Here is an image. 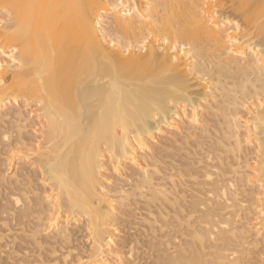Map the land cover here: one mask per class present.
Returning <instances> with one entry per match:
<instances>
[{"label":"bare ground","instance_id":"obj_1","mask_svg":"<svg viewBox=\"0 0 264 264\" xmlns=\"http://www.w3.org/2000/svg\"><path fill=\"white\" fill-rule=\"evenodd\" d=\"M227 1L233 6L231 15L222 7L226 5L223 0H0V21H3L0 47L19 48L14 55L20 60L13 65L6 55H0V63L4 64L0 77L5 80L0 84V123L6 122L11 116L9 110L18 107L20 100L24 106L32 103L36 107L30 111L34 120V143L31 148L27 146L28 150L25 146V151H21L23 144L19 138L16 145H20V151L15 165L28 162L33 155L45 187L39 205L45 201L46 211L41 214H46L47 219L43 225L40 223L43 215L37 220L44 228L38 225L40 230L34 229L35 235H41L49 221L52 225L47 233H51L53 242L70 245L73 232L84 230L87 234V255L69 263L113 264L112 257H118L114 251V226L129 194L125 183L113 182L107 169L110 167L111 177L116 181L123 177V170L132 169L136 172V176L133 175L136 189H144L150 193V199L156 201L160 195L167 199L165 191L153 184L155 175L149 170V162L152 166L157 160L154 147L156 149L159 139L178 133L185 126L186 131H197L202 138L209 135L208 125L201 118L200 110L204 106L201 102L215 103L218 97L222 104L210 105V110L222 119L220 123L224 126L223 129L219 126L222 135L216 142L217 147L223 146L224 140L228 141L230 148L224 149L233 159H239L243 145L248 146L253 153L252 163H246L245 177L229 168L237 175H233L234 182L217 179L213 183L210 179L215 173L211 174L210 170L204 174L205 179L213 183L208 194L215 198L211 207L200 215L205 227L189 234L193 241L184 248L179 247L176 257L164 254L163 263L239 264L250 245L264 246V189L261 188L264 109L260 108L264 98V68L253 55L264 44V21L259 15L264 0ZM18 3L86 7L79 15L70 7L46 9L44 21L29 27L15 19V9H9L13 19H9L4 10V5ZM121 3L124 7L114 10ZM205 4L210 7L204 8ZM212 4L217 8H212ZM247 5L252 6L250 10L241 7ZM209 13L213 16L212 24L208 23ZM237 23L241 30L247 26L248 31L236 33ZM229 32L233 39L239 35L240 43L229 44ZM165 39L168 44L164 43ZM230 48L239 50L242 55L230 54ZM53 74L58 84L65 80L70 83V108L64 104L62 89L51 86ZM224 79H229L231 85L227 86ZM238 94L244 101L242 116L235 109L240 103ZM41 100L43 106L39 103ZM21 128L17 129L19 136ZM5 136L8 137L3 133V140ZM15 178L14 183L18 181ZM0 180L4 184L13 183L4 177ZM246 180L257 186L256 198L251 204L255 211L253 243L248 241L250 228L237 225L239 212L243 210L240 204L245 203L239 197L244 194L241 189ZM18 196L12 195L13 206L22 205V196ZM200 202L194 200L192 208L203 207ZM169 204L173 202L170 200ZM30 210L26 208L21 216L32 214ZM225 210L229 211L223 214ZM211 241L221 242V245L206 246V242ZM232 243L236 250L229 251ZM207 247L212 249V254L209 250L210 255L205 253Z\"/></svg>","mask_w":264,"mask_h":264},{"label":"rangeland","instance_id":"obj_2","mask_svg":"<svg viewBox=\"0 0 264 264\" xmlns=\"http://www.w3.org/2000/svg\"><path fill=\"white\" fill-rule=\"evenodd\" d=\"M223 2L228 6L231 4L227 0H223ZM230 7L224 8L226 9L225 11L228 14L231 11L233 12L232 4ZM232 12L229 15H231ZM246 29L248 31L247 26H245V29H242L240 33H246ZM213 77H215V75H213ZM224 81L227 86L228 84L231 85V81L229 79H227V81H229L228 83L226 79H224ZM236 97L238 99V101H236L240 103L236 105L235 109L238 111L239 115L242 116L244 109L241 104H243L244 101L243 99H241L242 96L240 94L236 95ZM221 100L222 99L218 97L215 103L211 101H208V103L201 102V105H204L200 110V112L202 113L201 118L203 119V121H205V124L208 125L207 131L209 132V135H205V137L202 138V136H200L198 134L199 132L197 131H195L196 133H191L189 130L188 131L190 133L186 131L187 126H185V128L183 127L184 129L182 128L183 130L179 131L178 133H172L173 135L171 136L170 134H167L166 138L164 137L162 139H159L160 144L158 142V147L156 146V149L154 147L153 152H156L154 157H157V163L153 162V165L151 166L152 163L149 162V170L153 172V175H155L153 176V184L157 188L165 191V196L167 199L160 195L161 197L159 198L158 196L156 201V199H150L151 195L149 196V192L145 191L144 189H136L134 187L136 181V172L134 170H123V177L117 178L118 180L116 181V178L113 179V177H111L113 176V174H111L110 167H107V175L112 178L111 180L115 183L120 182L119 184L122 185L125 183V189H127L126 191L129 194L127 199L123 202L124 205L122 206V209H120L121 213L117 215V220L115 221L114 232L116 236V246L114 247V251L117 252L119 258L113 256V264H164L163 262L166 258L165 256L176 257V254H178L176 252H178L179 247L184 248V245L186 246V244H190L191 237H189V234L193 232V230L197 231L205 227L200 215L202 216V214L211 207V203L215 201V198H213L212 195L208 194V192L212 189V184L215 182L214 180L218 179L217 181L221 180V182H234V176L237 177V175L232 174V169L233 171L237 170V173H239L238 175H240L241 173L242 177H245V175L248 173V167L246 165L251 164V158L253 159V153L251 154L252 150L248 148V146L243 145V151L242 153H239L238 156L239 159L236 158L238 161L236 159H233V156L228 152L230 148L227 144L228 141H223V146L225 145L224 147H217L216 142L220 140L222 135L219 131H222L224 126H222V124L220 123L222 119H220L219 116L214 115L213 109L210 110V105L214 104L213 107L215 105V107H219V105L222 104ZM249 102H252V100ZM18 105V107H11V109L9 110L11 116H9V118L7 117V119L5 120L6 122L0 123V177H4L5 179L13 182V178L16 179V176L18 180L16 183L13 182L14 184L9 183L10 185L1 183L0 180V262H3V264H7V261L9 259L14 258L18 260L26 259L31 262V264H71L69 262H74V259H76V257H85L88 253L87 250L89 249V241L84 230L73 232V240L70 245L56 243L53 242V240L51 241V233H47L45 231L39 233L41 235L34 234V229L37 230L40 227V229L44 228V226L42 227L40 223H44L46 221L45 219H47L46 214H41V211H46L45 201H41V203H43L42 205L40 203L41 206L39 205V201L41 200L39 197L43 196L42 192L44 191L43 189L45 187L42 183L40 171L36 167L35 158L32 157L33 155L30 156L28 162H18L20 164H17L16 166V159L19 155L13 156L12 153L19 152L21 148V151L23 149V151H25L26 148V150H28L32 147L35 140V134L33 132L34 120L32 114H30V111H34L36 107H34V104L32 103L24 106L21 100ZM231 107L232 106H230V110H233V107ZM213 115L215 117H213ZM220 125L222 129L219 127ZM18 128H21L19 129L20 136L17 131ZM3 133L8 135L9 140H3ZM19 138L21 144H23L24 147L22 145H18L17 147L16 144L18 143ZM200 142L203 144H201ZM230 143L231 141L229 142V144ZM27 146L31 147L28 148ZM224 148H228V150H225ZM214 164L219 165L216 166ZM214 166H216L217 169H215ZM218 168H220V171L218 170ZM210 170L211 174L215 173L210 179L211 181L213 180L212 184L210 180L205 179L204 175L206 173H209ZM223 171L227 174H225ZM243 184V190L241 189V191L244 192V194H242V196H244H240L239 198H243V201L241 200V202L245 203L240 204L242 206L241 209L243 210L239 212L240 217L238 218H240V221L239 219H237V225L239 228L242 226H248V228H250V238H248V241H250V243H253L255 241L253 235V220L255 218V211L252 205L254 202V198H256L257 186L252 184L251 180H246ZM37 191L39 192V194ZM139 191L142 193H140ZM35 192H37V195H35ZM12 195H19L24 197H20L22 205L13 206ZM239 198L238 200H240ZM170 200L174 205L169 204ZM194 200L201 201L200 203L204 204L203 207L199 205V208L196 207V209L194 210V208H192ZM176 201H179V204H176ZM205 201H210V203H206ZM35 205H37L38 207ZM26 208L32 209L33 211L32 212L30 210V213L32 214H29L30 216L28 215L29 218L28 216L24 218L21 216L22 212ZM227 211L229 210H225L222 213L225 214V212ZM39 215L40 217H38ZM39 219L40 221L42 220L40 223L39 221H37ZM238 221L242 225L239 224ZM38 225H40V227ZM40 241L41 243L39 244ZM210 243L206 242V246L214 244L215 246L219 244L221 245V242L218 243V241L215 243L212 242V244ZM232 244H230V246L228 247V249L231 248L229 249V251L236 250V248H234L235 243L233 245ZM39 246L42 248H40ZM211 251L212 249L208 248L207 250H205V253L210 255L212 254ZM53 252L55 253L53 254ZM164 254L166 255L163 256ZM226 254L228 255V253ZM243 257L241 258V263L239 264H264V259H262L264 258V246L262 244H258L257 246L250 245L247 248L245 257ZM62 259L65 263L62 262ZM206 260L209 261L210 257L209 260L208 258H206Z\"/></svg>","mask_w":264,"mask_h":264},{"label":"snow or ice","instance_id":"obj_3","mask_svg":"<svg viewBox=\"0 0 264 264\" xmlns=\"http://www.w3.org/2000/svg\"><path fill=\"white\" fill-rule=\"evenodd\" d=\"M4 10L5 12L8 14L9 19H13V16L11 14V12L9 11V9H15L17 16L15 17V19H17L19 22L25 23L27 24L29 27L32 26H38L39 24H41L44 19H45V11L46 9L51 10V9H60V8H65V7H70L72 9H75L77 12V15L80 14V10L83 9L84 7H86L85 5H81V4H73V5H56V4H35V3H29V4H25V3H18V4H10V5H4ZM124 5L123 3L119 4L118 6H116V8L114 10H117L119 8H123ZM210 6L208 4L204 5V8H209ZM212 8H217V5L212 4L211 5ZM222 7H230L228 5H222ZM241 7H246L249 10L251 9V5H247V6H241ZM39 10V11H37ZM125 15H130V13H125ZM259 15L262 19V21H264V3L261 4L260 6V10H259ZM141 19H143V17H141ZM0 23H3V21H0ZM208 23L212 24L213 23V16L211 13L208 14ZM241 30V25L240 23H237L235 25V31L236 33H239ZM179 41H177L178 43ZM147 43V41H145V44ZM165 44H168L169 41L167 39L164 40ZM228 43L231 45H235L240 43V37L239 35H237L236 39H233L232 37V32L228 33ZM173 51H176V47L172 48ZM19 48H12V49H5L0 47V55H6L7 59L11 61V63L17 64L20 63V60H18L14 53L18 52ZM230 54L233 55H242V53L239 50H235V49H229ZM258 53V55H257ZM254 56H256L257 62L261 65L262 68H264V44L261 45V47L259 49H256L253 53ZM173 59H175V57H173ZM21 67H23V64H21ZM4 69V64L0 63V71H3ZM5 80L0 77V84H4ZM41 83L43 84V81H41ZM51 86L54 89H62V95H63V100H64V104L66 107H71L72 105V97H71V86L70 83L67 82L66 80L64 82L61 83H57V79L55 77V75L53 74L52 76V80H51ZM39 103L41 104V106H43V101H39ZM260 108L264 109V98H262V102L260 104ZM262 131H264V128L261 129ZM8 137L5 136V140H7ZM37 147H39V145H37ZM13 156H16L17 153L13 152L12 153ZM23 155V154H21ZM25 159H28V157H25ZM264 163V162H262ZM261 188L264 189V182L261 183ZM17 204L20 203L19 200L16 201ZM52 225V221L48 222V226L45 227V229H43V231L47 232L50 230V227ZM60 228L59 226L57 227V231H59ZM92 231V228L89 227V232ZM262 235H264V233H262ZM109 243H111V241H109ZM179 243V241H178ZM22 251V250H21ZM264 259V258H262ZM0 264H3V262H0ZM7 264H31V262H29L26 259H9L7 261ZM81 264H85L84 261H81ZM88 264H91V262H88Z\"/></svg>","mask_w":264,"mask_h":264}]
</instances>
